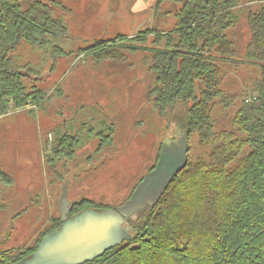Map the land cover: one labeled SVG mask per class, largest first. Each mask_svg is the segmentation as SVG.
I'll use <instances>...</instances> for the list:
<instances>
[{
	"label": "trees",
	"instance_id": "obj_1",
	"mask_svg": "<svg viewBox=\"0 0 264 264\" xmlns=\"http://www.w3.org/2000/svg\"><path fill=\"white\" fill-rule=\"evenodd\" d=\"M181 1L178 20L168 30L146 28L133 37L102 38L68 51L60 44L70 32L58 11L69 10L61 0H0V120L38 110L61 93L60 84L41 85L37 64L22 62L23 46L96 63L143 52L155 76L150 90L155 106L164 115L183 106L188 137L197 134L209 147L208 155L186 159L156 202L127 219L129 239L81 264H264V0ZM243 19L249 38L241 56L231 33ZM226 64L253 67L259 74L230 94L224 89ZM219 105L236 106L232 129H217ZM114 134V123L103 119L64 122L45 143V160L52 166L71 160L91 135L102 148ZM14 186L0 164V211L4 189ZM133 193L120 206L88 198L71 202L66 217L52 218L33 245H8L10 236L0 235V264L30 258L66 221L89 210L118 211Z\"/></svg>",
	"mask_w": 264,
	"mask_h": 264
},
{
	"label": "rangeland",
	"instance_id": "obj_2",
	"mask_svg": "<svg viewBox=\"0 0 264 264\" xmlns=\"http://www.w3.org/2000/svg\"><path fill=\"white\" fill-rule=\"evenodd\" d=\"M61 1L69 10L58 11L67 17L70 32L60 44L68 51L102 38L133 37L148 26L168 30L177 22L181 6L161 2L159 10L169 8L172 13L151 21L155 6L137 7V0ZM231 34L243 56L249 38L244 19ZM18 54L22 62L37 64L44 88L60 84L61 93L38 110L12 112L0 120V164L15 179L13 188L4 189L5 206L0 211V235L10 236L6 244L33 245L52 218L65 217L67 202L69 207L81 198L120 206L134 191L125 205L131 215L158 199L187 158L208 155L209 147L200 143L199 136L190 138L183 128V106L168 115L155 106L150 95L155 76L145 53L126 52L123 60L101 63L91 57L53 58L50 52L33 51L28 45ZM224 70V89L230 94L240 93L246 81L259 74L249 66L226 64ZM235 111V105L217 106V129H232ZM91 119L114 123L113 140L99 148L98 138L91 135L73 159L48 164L42 147L52 141L56 127Z\"/></svg>",
	"mask_w": 264,
	"mask_h": 264
},
{
	"label": "water",
	"instance_id": "obj_3",
	"mask_svg": "<svg viewBox=\"0 0 264 264\" xmlns=\"http://www.w3.org/2000/svg\"><path fill=\"white\" fill-rule=\"evenodd\" d=\"M125 205L118 211H106V213L90 210L82 212L74 219L66 221L60 229L49 233L30 258L16 264H81L85 260L103 254L114 244L130 238L127 219L145 207L129 215L125 212Z\"/></svg>",
	"mask_w": 264,
	"mask_h": 264
},
{
	"label": "crops",
	"instance_id": "obj_4",
	"mask_svg": "<svg viewBox=\"0 0 264 264\" xmlns=\"http://www.w3.org/2000/svg\"><path fill=\"white\" fill-rule=\"evenodd\" d=\"M148 1H151V3H149L148 4V2H146V0H137V4H136V6L137 7H143L145 4L146 5H149L150 7H152V6H155L154 7V9H152V13H150V15H151V21H153L154 19L156 20V19H158V17L160 16H162L161 18H163L164 16H168V15H170L172 12H171V10L169 9V8H166L165 10H164V12H161L160 10H159V7H160V5L164 2V4H167V2L169 3L170 1H173L174 3H176L177 5H178V7H179V5H182V1L181 0H148ZM162 3H161V2ZM161 3V4H160ZM163 4V5H164ZM181 7V6H180ZM138 10L139 9H134V11H137L138 12ZM177 12V11H176ZM160 21H165V20H160ZM153 27H156V26H148V27H145V28H143L142 30H144V29H146V28H153ZM141 31V30H140ZM41 147H42V142H41V145H40ZM42 149H44V144H43V147H42ZM133 196V195H132ZM132 198V197H131ZM131 200V199H130ZM68 205H69V202H67V209H68V211H69V207H68ZM68 213V212H67ZM67 213H65V216H66V214Z\"/></svg>",
	"mask_w": 264,
	"mask_h": 264
}]
</instances>
